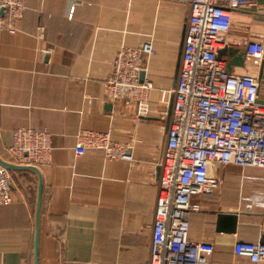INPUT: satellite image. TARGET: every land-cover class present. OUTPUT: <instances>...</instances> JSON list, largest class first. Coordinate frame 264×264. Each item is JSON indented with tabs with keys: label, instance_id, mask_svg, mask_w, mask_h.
<instances>
[{
	"label": "crops",
	"instance_id": "crops-1",
	"mask_svg": "<svg viewBox=\"0 0 264 264\" xmlns=\"http://www.w3.org/2000/svg\"><path fill=\"white\" fill-rule=\"evenodd\" d=\"M190 1L26 0L15 29L0 31V159L14 164L7 150L17 128L46 132L51 146L46 163L14 164L40 174L38 222L36 172L9 170L11 200L0 206V264H34L36 226L37 264H147ZM256 2L231 11L224 41L244 52L243 64L228 72L254 77L257 102L264 105V55H245L246 42L264 44V0ZM143 44L153 51L141 71L147 91L128 104L106 100L115 54ZM90 133L107 136L131 159L110 160L93 149L75 154ZM208 174L219 186L192 199L199 209L189 217L188 237L210 264H253L235 256L233 246L264 236V169L213 162ZM221 215L235 216L232 233L219 225Z\"/></svg>",
	"mask_w": 264,
	"mask_h": 264
},
{
	"label": "built area",
	"instance_id": "built-area-1",
	"mask_svg": "<svg viewBox=\"0 0 264 264\" xmlns=\"http://www.w3.org/2000/svg\"><path fill=\"white\" fill-rule=\"evenodd\" d=\"M26 0H0V31H13L23 17ZM257 7L256 0H191L180 63L172 90L166 140L158 163L157 195L147 264H210L200 245L188 237V220L199 207L192 199L212 195L219 182L208 167L216 162L239 168L264 169V105L257 102L254 77L230 74L217 59L225 48L231 11ZM73 7L68 10L71 18ZM42 32V28H37ZM153 53L149 44L119 50L104 82L110 102L128 104L143 97L148 86L140 82L143 58ZM245 55L259 60L262 42H246ZM7 152L17 165L43 164L51 150L44 131L17 128ZM101 151L107 159L131 157L103 134L90 133L74 152ZM9 170L0 165V206L10 203ZM233 253L251 263L264 261V236L257 243L236 242Z\"/></svg>",
	"mask_w": 264,
	"mask_h": 264
},
{
	"label": "water",
	"instance_id": "water-1",
	"mask_svg": "<svg viewBox=\"0 0 264 264\" xmlns=\"http://www.w3.org/2000/svg\"><path fill=\"white\" fill-rule=\"evenodd\" d=\"M223 57H226L227 60H224L226 63V69L229 71L230 67L232 66H241L244 61V52H239L237 49H233L230 47H225L218 51L217 59H222ZM143 79V72H140V81ZM171 113V107L168 111V120ZM0 165L7 170H16L20 168H28L36 172L39 180V188H38V197H37V204H36V222H38L39 218V210H40V201H41V178L38 170L32 166L29 167H21L16 166L14 164L8 163L0 159ZM159 174V168L157 170ZM219 225L226 227L227 231L232 233L234 231L236 218L234 215H221L219 217ZM37 247H38V233H37V226H36V232H35V238H34V264H37Z\"/></svg>",
	"mask_w": 264,
	"mask_h": 264
}]
</instances>
